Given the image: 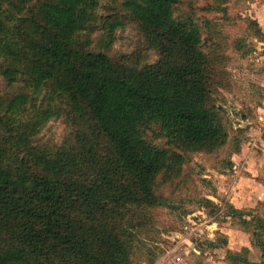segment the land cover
I'll return each instance as SVG.
<instances>
[{
	"label": "trees",
	"instance_id": "obj_1",
	"mask_svg": "<svg viewBox=\"0 0 264 264\" xmlns=\"http://www.w3.org/2000/svg\"><path fill=\"white\" fill-rule=\"evenodd\" d=\"M178 2L107 0L96 46L101 0H0V74L29 89L0 97V264H132L134 230L166 203L157 179L178 178L183 153L226 144L211 57L198 25L173 15ZM127 22L152 61L105 51ZM64 114L65 143L37 144ZM153 126L166 146L147 139ZM216 211L252 237L251 249L226 251L231 263L264 264L263 217L228 202Z\"/></svg>",
	"mask_w": 264,
	"mask_h": 264
},
{
	"label": "rangeland",
	"instance_id": "obj_2",
	"mask_svg": "<svg viewBox=\"0 0 264 264\" xmlns=\"http://www.w3.org/2000/svg\"><path fill=\"white\" fill-rule=\"evenodd\" d=\"M106 4L107 0H101L98 22L90 30L96 46L102 45ZM173 15L194 21L201 30L202 49L211 57L212 75L218 78L212 82V100L220 107L228 138L225 145L212 153H183L178 178L169 182L157 179L156 193L166 203L150 209L147 226L134 230L131 262L232 264L227 249L239 250L249 245L250 236L237 230L241 228L238 218L225 217L215 209L232 198L238 207L255 203L252 197L257 195L252 180L233 183L231 165L240 161L234 153L242 154V147L254 149L252 164L262 167L264 175V128L259 120L263 114L258 110L264 109V38L259 34L264 32V0H228L222 4L215 0H180ZM105 51L115 56L126 54L132 62L139 63L155 58L153 51L144 47L133 22L117 28L112 44ZM27 91L20 80L10 83L0 74V97ZM3 113L0 108L1 117ZM72 128V114L52 116L35 136V142L55 149L65 143ZM158 131L153 126L147 139L166 146V139ZM237 140L238 150L234 152ZM247 143V147L243 146ZM246 190L252 191V196L244 197ZM200 199H208L213 205Z\"/></svg>",
	"mask_w": 264,
	"mask_h": 264
},
{
	"label": "crops",
	"instance_id": "obj_3",
	"mask_svg": "<svg viewBox=\"0 0 264 264\" xmlns=\"http://www.w3.org/2000/svg\"><path fill=\"white\" fill-rule=\"evenodd\" d=\"M258 110L260 111L259 114L262 113L264 115V109L261 110V108H259ZM260 117H261V115L259 116V120H260ZM248 144L249 143L243 144V146L246 145V147H247ZM241 150H242V154L243 155L240 152H239V154L238 153H234V154H235V157L240 158V160L243 162L244 167L242 168L240 173L238 175H236L234 173V170H233V165H235L237 162H234L231 165L233 183L234 184H238L239 182L244 181V180H248V181L252 180L254 182V184H253L254 194L257 195V197H255V198L252 197V199H255L254 200L255 201L254 204L250 203L251 205H249V206L246 205L244 207H238L237 205H234L232 203L234 198H232L231 200H229L227 202L229 204H231L235 209H238V210H241V211H250L253 214L257 213L260 216H262L263 219H264V175L262 174V167L253 166L252 159H253V156H254L255 152H254V149H252V147L251 148H247V149L242 147ZM244 174H245V176H244ZM232 186H234V185L232 184ZM250 192L252 193V191L246 190L244 197L252 196V195H250ZM213 199H215V197ZM259 207H262V208L259 209ZM244 208H246L248 210H242ZM234 229H236V228H234ZM237 230L243 231L241 228H237ZM243 232L247 233L245 231H243ZM247 234L250 236L249 245H243L239 250H235V249H227V250L240 251L243 247H248L249 249H251L252 248V237H251V235L249 233H247Z\"/></svg>",
	"mask_w": 264,
	"mask_h": 264
},
{
	"label": "built area",
	"instance_id": "obj_4",
	"mask_svg": "<svg viewBox=\"0 0 264 264\" xmlns=\"http://www.w3.org/2000/svg\"><path fill=\"white\" fill-rule=\"evenodd\" d=\"M261 126L264 128V115L260 117ZM244 167L243 162L240 160L235 165H233V170L236 175L240 173L242 168Z\"/></svg>",
	"mask_w": 264,
	"mask_h": 264
}]
</instances>
